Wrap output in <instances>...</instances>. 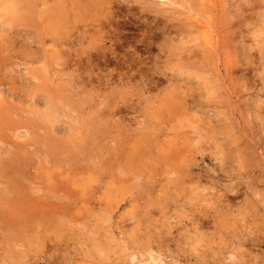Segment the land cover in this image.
I'll return each instance as SVG.
<instances>
[{
	"label": "rangeland",
	"instance_id": "obj_1",
	"mask_svg": "<svg viewBox=\"0 0 264 264\" xmlns=\"http://www.w3.org/2000/svg\"><path fill=\"white\" fill-rule=\"evenodd\" d=\"M79 1L0 0V264H264V0Z\"/></svg>",
	"mask_w": 264,
	"mask_h": 264
},
{
	"label": "bare ground",
	"instance_id": "obj_2",
	"mask_svg": "<svg viewBox=\"0 0 264 264\" xmlns=\"http://www.w3.org/2000/svg\"><path fill=\"white\" fill-rule=\"evenodd\" d=\"M81 1H82V0H81ZM168 1H170V0H168ZM78 2H80V1L78 0ZM87 2H88V1H87ZM174 3H175V1H174ZM209 3H210V2H209ZM239 3H240V2H239ZM166 4H167V3H166ZM180 5H181V4H180ZM208 6H209V4H208ZM210 6H211V5H210ZM208 9H209V8H208ZM37 14H38V13H37ZM211 14H212V13H211ZM21 18H22V17H21ZM207 18H208V17H207ZM210 18H211V17H210ZM206 20H207V19H206ZM29 21H31V20H29ZM212 21H213V19H211V22H212ZM211 22L209 21L208 23L210 24ZM208 23H207V24H208ZM203 25H204V24H203ZM211 26H212V24H211ZM202 29H203V28H202ZM204 29H206V28H204ZM206 32H207V31H206ZM204 33H205V31H204ZM207 33H208V32H207ZM210 35H211V34H210ZM210 35H208V36H210ZM215 35H216V34H215ZM217 35H218V34H217ZM205 36L207 37V34H206V33H205ZM219 36H220V35H219ZM216 38H217V37L215 36V39H216ZM208 39H209V38H208ZM212 39H213V37H212ZM6 40L8 41V39H6ZM200 40H201V39H200ZM9 41H10V40H9ZM207 41H208V40H207ZM210 41H211V40H209V42H210ZM212 41H213V40H212ZM214 41H215V40H214ZM0 42H1V41H0ZM205 42H206V41H205ZM219 42H220V41H219ZM207 43H208V42H207ZM207 43H206V44H207ZM211 43H213V42H211ZM211 43H208V44L211 45ZM1 44H2V42L0 43V45H1ZM199 45H200V44H199ZM213 45H214V44H213ZM213 45H211V46L213 47ZM2 46H3L4 49H6V47H5L4 45H2ZM7 46H11V44H10V45H7ZM205 46H206V45H205ZM211 46H208V48H210ZM198 47H200V46H198ZM216 47H217V46H216ZM214 48H215V47H214ZM214 48H212V50H214ZM206 49H207V48H206ZM0 50L2 51V49H0ZM9 50H10V49H9ZM212 50H211V51H212ZM3 51H5V50H3ZM3 51H2V53H3ZM2 53H1V54H2ZM6 53H7V52H6ZM55 53H56V52H55ZM21 54H22V53H21ZM207 55H208V54H207ZM211 56H212V55H211ZM56 61H57V60H56ZM67 61H68V60H67ZM66 64H67V63H66ZM0 65L3 66V64H0ZM61 66H62V65H61ZM68 67H69V66H68ZM263 69H264V67H263ZM68 70H69V69H68ZM215 71H216V70H215ZM263 71H264V70H263ZM263 73H264V72H263ZM263 75H264V74H263ZM263 77H264V76H263ZM69 83H70V82H69ZM262 84H263V83H262ZM80 86H81V85H80ZM77 89H78V88H77ZM1 92H2V91H1ZM3 92H4V91H3ZM70 92H71V91H70ZM73 96H74V94H73ZM58 97H59V96H58ZM10 99H11V98H10ZM14 100H15V99H14ZM69 101H70V100H69ZM67 102H68V100H67ZM7 103H8V102H7ZM7 103H6V105H7ZM18 103H19V102H18ZM43 103H44V102H43ZM53 103H54V102H53ZM65 103H66V102H65ZM66 104H67V103H66ZM187 104H188V103H187ZM3 106H4V105H3ZM3 106H2V107H3ZM48 106H49V105H48ZM102 106H104V105H102ZM180 106H181V105H180ZM2 107H1V108H2ZM7 107H8V106H7ZM9 107H10V106H9ZM50 107H51V106H50ZM21 108H22V107H21ZM48 108H49V107H48ZM65 108H66V106H65ZM103 108H104V107H103ZM2 109H3V108H2ZM261 109H262V108H261ZM8 110H9V109H8ZM11 110H12V107H11V109H10L9 111H11ZM19 110H20V109H19ZM263 110H264V109H263ZM0 111H1V110H0ZM4 111H5V110L3 109L2 112H0V120H3V122H4V121L7 120V118H8V120L10 121L9 118H11V117H4V115H3V114H4V113H3ZM36 111H37V110H36ZM111 111H112V110H111ZM260 111H261V110H260ZM11 112H12V111H11ZM2 113H3V114H2ZM45 113H46V112H45ZM97 113H98V112H97ZM103 113H104V112H103ZM7 114H8V112H7ZM20 114H21V113H20ZM22 114H23V113H22ZM80 114H81V113H80ZM104 114H105V113H104ZM259 114H260V113H259ZM5 115H6V114H5ZM95 116H96V115H95ZM111 116H112V115H111ZM19 117H20V116H19ZM107 117H108V116H107ZM185 117H186V116H185ZM32 118H33V117H32ZM48 118H49V117H48ZM84 118H85V117H84ZM98 118H99V117H98ZM109 118H110V117H109ZM33 120H34V119H33ZM101 120H103V119H101ZM111 120H112V119H111ZM72 121H73V120H72ZM1 122H2V121H1ZM99 123H100V122H99ZM179 123H180V122H179ZM6 125H7V123H6V121H5L4 126H6ZM25 125H26V124H25ZM1 126H2V125H1ZM4 126H3V127H4ZM8 127H9V126H8ZM0 128H1V127H0ZM14 128H15V126H14ZM18 128H19V127H18ZM52 128H53V127H52ZM59 129H60V128H59ZM94 129H95V128H94ZM0 131H1V129H0ZM53 132H54V131H53ZM84 135H85V134H84ZM36 136H37V133H36ZM36 138H37V137H36ZM80 141H81V140H80ZM85 143H86V142H85ZM89 143H90V142H89ZM9 144H10V143H9ZM15 145H16V144H15ZM74 145H75V144H74ZM3 146H4V145H3ZM81 146H82V145H81ZM8 148H9V147H8ZM72 148H73V147H72ZM15 149H16V147H15ZM24 149H25V148H24ZM19 150H20V149H19ZM25 150H26V149H25ZM82 150H83V149H82ZM36 151H37V150H36ZM83 151H84V150H83ZM33 152H34V151H33ZM21 153H22V152H21ZM27 153H28V151H27ZM73 154H74V153H73ZM27 157H28V156H27ZM47 158H48V157H47ZM244 159H246L245 156H244ZM11 160H12V159H11ZM78 160H79V159H78ZM6 161H7V160H6ZM6 161H5V162H6ZM26 161H27V160H26ZM74 162H75V161H74ZM0 163H1V162H0ZM11 164H12V163H11ZM9 165H10V164H9ZM13 168H14V167H13ZM3 170H4V171H8L9 169H8V170H5V168H4ZM16 170H17V169H16ZM4 171H3V172H4ZM25 171H26V170H25ZM10 172H11V171H10ZM22 172H23V171H22ZM4 174H5V173H4ZM22 174H23V173H22ZM7 175H8V174H7ZM2 177H3V176H2ZM10 177H11V176H10ZM13 177H15V176H13ZM16 177H17V176H16ZM16 177H15V178H16ZM3 178H6V177H3ZM22 178H23V177H22ZM6 179H7V178H6ZM10 179L12 180V182H13V181L15 182V180H13L12 178H10ZM23 179H24V178H23ZM35 179H36V178H35ZM35 179H34V180H35ZM16 180L18 181L19 179L16 178ZM0 181H1V180H0ZM12 182H11V183H12ZM24 182H25V180H24ZM2 183H3V181L1 182V184H2ZM11 183H10V185H11ZM14 184H15V183H14ZM14 184H13V185H14ZM29 184H30V183H29ZM2 185L4 186V184H2ZM22 186H23V185H22ZM32 186H33V185H32ZM10 187H11V186H10ZM10 187H8V189H9ZM26 188H27V187H26ZM28 188H29V187H28ZM5 189H6V188H5ZM31 189H32V188H31ZM0 190H1V189H0ZM6 190H7V189H6ZM18 190H19V189H18ZM24 190H25V189H24ZM7 191H8V190H7ZM11 191H12V190H11ZM19 191H20V190H19ZM19 191H18V192H19ZM59 191H60V190H59ZM8 192H9V191H8ZM12 192H13V191H12ZM24 192H25V191H24ZM29 192H30V191H29ZM34 192H35V191H34ZM36 192L39 193L38 191H36ZM41 192H42V191H41ZM48 193H49V192H48ZM7 194L9 195V193H7ZM15 194H16V193H15ZM15 194H14V195H15ZM21 194H22V193H20V195H21ZM34 194H35V193H34ZM43 194H44V193H43ZM54 194H55V193H54ZM25 195H26V194H25ZM52 195H53V194H52ZM9 196H10V195H9ZM15 196H17V195H15ZM39 196H40V195H38V197H39ZM54 196H55V195H54ZM52 197H53V196H52ZM63 197H64V196H63ZM0 198L3 199V200H5V196H4L3 194H1V193H0ZM9 198H10V197H9ZM18 198L20 199V197H18ZM23 198H24V197H23ZM61 199H63V198H61ZM68 199H69V198H68ZM6 200H7V199H6ZM6 200H5V202H8V201L10 202V200H8V201H6ZM58 200H59V199H58ZM12 201H13V200H12ZM19 201H20V200H19ZM0 202H1V200H0ZM2 204H3V203H2ZM71 204H72V203H71ZM3 205H6V204H3ZM72 205H73V204H72ZM73 206H74V205H73ZM75 207H76V206H75ZM85 207H86V206H85ZM49 208H50V207H49ZM13 209H14V208H13ZM57 209H58V208H57ZM42 214H43V213H42ZM20 218H21V217H20ZM78 221H79V220H78ZM197 223H198V221H197ZM107 230H108V229H107ZM106 233H107V232H106ZM131 238H132V237H131ZM263 239H264V238H263ZM132 240H133V239H132ZM258 240H259V239H258ZM260 240H261V239H260ZM260 240H259V242H260ZM128 242H129V241H128ZM133 242H134V240H133ZM255 242H256V241H255ZM256 243H257V242H256ZM254 244H255V243H254ZM261 244H262V243H261ZM261 244H260V245H261ZM34 245H35V244H34ZM99 247H100V246H99ZM102 247H103V246H102ZM99 249H100V248H99ZM101 250H102V249H101ZM155 259H156V258H155ZM155 259L152 258V262H151V264H152V263H153V264H157V263H156V260H157L158 258H157L156 260H155ZM159 260H160V259H159ZM160 261H161V260H160ZM165 264H166V263H165Z\"/></svg>",
	"mask_w": 264,
	"mask_h": 264
}]
</instances>
